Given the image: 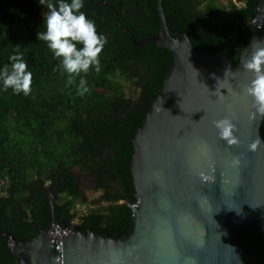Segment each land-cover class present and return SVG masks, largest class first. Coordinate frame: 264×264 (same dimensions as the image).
Here are the masks:
<instances>
[{
    "label": "trees",
    "instance_id": "1",
    "mask_svg": "<svg viewBox=\"0 0 264 264\" xmlns=\"http://www.w3.org/2000/svg\"><path fill=\"white\" fill-rule=\"evenodd\" d=\"M260 0H161L173 34L185 31L200 52H222L233 66L251 40L248 20ZM107 4V5H105ZM156 0H84L82 11L107 42L100 71L81 73L88 92L67 85L59 60L36 38L44 31L38 0H0V66L19 47L33 73L25 96L0 90V233L32 238L50 220L67 228H88L120 236L127 233L135 202L131 176L132 134L161 90L172 64L169 49L153 42L133 44L116 21L137 39L158 32ZM114 9H112V8ZM55 69V70H54ZM74 79L78 83L80 76ZM99 191V204L81 212L83 182ZM77 221H76V220ZM0 264H15L0 236Z\"/></svg>",
    "mask_w": 264,
    "mask_h": 264
},
{
    "label": "water",
    "instance_id": "2",
    "mask_svg": "<svg viewBox=\"0 0 264 264\" xmlns=\"http://www.w3.org/2000/svg\"><path fill=\"white\" fill-rule=\"evenodd\" d=\"M156 0L158 32L137 39L171 51L173 61L145 118L129 134L135 202L126 234L65 228L54 219L32 238L7 239L15 264H264V115L246 94L243 68L252 40H264V0L257 4L250 42L233 66L222 52H200L185 31L173 34ZM107 5V4H105ZM112 8V7H111ZM113 9V8H112ZM114 10V9H113ZM228 117L236 143L214 121Z\"/></svg>",
    "mask_w": 264,
    "mask_h": 264
},
{
    "label": "clouds",
    "instance_id": "3",
    "mask_svg": "<svg viewBox=\"0 0 264 264\" xmlns=\"http://www.w3.org/2000/svg\"><path fill=\"white\" fill-rule=\"evenodd\" d=\"M38 3L47 11L43 13L44 31L37 32L36 38L45 42L58 58L59 68L67 74V85H75L76 93L83 96L89 88L80 74H86L90 67L100 71L99 54L107 42L106 37L82 11L84 0H38ZM251 47V54L243 64V68L252 73L245 91L252 98L256 112L264 115V40L254 38ZM8 61L0 66V90L11 89L14 94L29 95L33 73L19 47L12 49ZM75 76H80L78 83ZM213 123L222 139L228 143L237 142L231 119L225 117ZM258 144H264L259 137L249 148L254 150Z\"/></svg>",
    "mask_w": 264,
    "mask_h": 264
},
{
    "label": "rangeland",
    "instance_id": "4",
    "mask_svg": "<svg viewBox=\"0 0 264 264\" xmlns=\"http://www.w3.org/2000/svg\"><path fill=\"white\" fill-rule=\"evenodd\" d=\"M226 1L228 0H222V3H226ZM82 185L84 191L83 204L79 205L78 207L81 212H88L89 209L99 204L98 200L100 192L95 191L93 189L94 185H92V182L87 180H85Z\"/></svg>",
    "mask_w": 264,
    "mask_h": 264
}]
</instances>
